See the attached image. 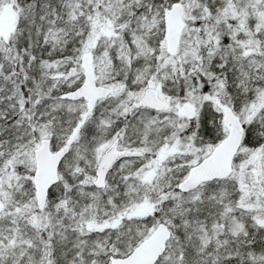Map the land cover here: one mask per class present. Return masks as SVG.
Instances as JSON below:
<instances>
[{
	"label": "snow or ice",
	"instance_id": "1",
	"mask_svg": "<svg viewBox=\"0 0 264 264\" xmlns=\"http://www.w3.org/2000/svg\"><path fill=\"white\" fill-rule=\"evenodd\" d=\"M0 264H264V0H0Z\"/></svg>",
	"mask_w": 264,
	"mask_h": 264
}]
</instances>
